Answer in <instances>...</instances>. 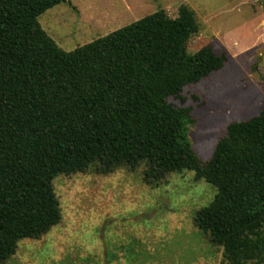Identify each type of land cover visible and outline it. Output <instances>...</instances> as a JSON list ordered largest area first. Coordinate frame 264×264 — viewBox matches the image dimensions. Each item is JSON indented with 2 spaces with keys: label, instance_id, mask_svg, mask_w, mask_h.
<instances>
[{
  "label": "trees",
  "instance_id": "16d2710c",
  "mask_svg": "<svg viewBox=\"0 0 264 264\" xmlns=\"http://www.w3.org/2000/svg\"><path fill=\"white\" fill-rule=\"evenodd\" d=\"M67 1L0 0V264L60 222L55 177L140 165L146 184L185 169L209 183L194 226L226 264H264V110L230 122L201 162L191 108L168 100L227 60L211 45L187 52L194 11L159 9L64 51L38 17Z\"/></svg>",
  "mask_w": 264,
  "mask_h": 264
},
{
  "label": "rangeland",
  "instance_id": "374dc122",
  "mask_svg": "<svg viewBox=\"0 0 264 264\" xmlns=\"http://www.w3.org/2000/svg\"><path fill=\"white\" fill-rule=\"evenodd\" d=\"M189 6L199 24L187 41L194 53L211 45L225 53L223 67L184 86L174 105L191 108V146L207 161L230 122L264 110V0H68L39 17L64 51L159 9L176 17ZM143 166L113 172L58 175L52 181L61 220L38 239H22L6 264H226L194 226V212L214 198L215 188L191 170L146 184Z\"/></svg>",
  "mask_w": 264,
  "mask_h": 264
}]
</instances>
